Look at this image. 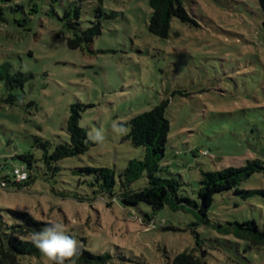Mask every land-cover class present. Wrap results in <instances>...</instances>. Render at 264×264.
I'll list each match as a JSON object with an SVG mask.
<instances>
[{
    "label": "rangeland",
    "instance_id": "rangeland-1",
    "mask_svg": "<svg viewBox=\"0 0 264 264\" xmlns=\"http://www.w3.org/2000/svg\"><path fill=\"white\" fill-rule=\"evenodd\" d=\"M183 2L195 23L173 17L167 38L149 31V0H103L101 16L96 0L1 4L0 66L33 77L17 91L23 98L14 105L2 102L7 89L0 80V182L13 180L15 168L28 171L19 157L28 153L36 159V177L25 187L0 186V233L18 221L9 210H18L45 227L63 223L88 250L109 255L106 264H169L193 249L206 251L208 264H264V249L220 232V226L251 220L264 229L263 172L242 184L241 189L256 191L252 194L217 193L204 224L194 209L125 205L99 192L91 184L94 176L81 171L112 168L118 194L128 161L145 154L127 138L126 124L164 100L170 131L157 173L178 179L183 195L198 201L201 171L264 162V15L258 0ZM76 11L81 30L97 20L103 27L83 49L67 44L74 34L67 20H74ZM74 103L84 107L79 124L92 144L84 154L60 161L53 174L35 141L50 142V150L68 142L66 122ZM97 132L102 141L93 139ZM147 186L144 174L130 188ZM25 262L50 264L44 256Z\"/></svg>",
    "mask_w": 264,
    "mask_h": 264
},
{
    "label": "trees",
    "instance_id": "trees-1",
    "mask_svg": "<svg viewBox=\"0 0 264 264\" xmlns=\"http://www.w3.org/2000/svg\"><path fill=\"white\" fill-rule=\"evenodd\" d=\"M11 0H0V16L3 15V7ZM97 12L99 16L104 15L102 10L103 0H96ZM264 15V0H258ZM152 14L149 19V31L160 38H167L170 30V23L173 17L179 18L183 22H192L185 7L183 0H149ZM68 15V13L66 14ZM107 18L113 16L106 14ZM67 25L74 30L73 37L67 39V44L71 49H83L91 44L94 39L102 34V23L100 20L90 22L86 30L79 28L78 12H75L73 19L67 20ZM264 27V19H263ZM10 65L0 66V80L5 82L7 95L2 102L8 105H14L23 98L22 93L17 92L23 89L24 84L29 81L33 74L18 71L10 73ZM168 100L162 101L149 111L140 113L131 118L126 125L130 131L127 138L135 147H144L145 154L142 160L131 159L120 174L121 190L115 192L116 174L110 167H92L88 166L81 169L85 174L94 176L92 185L99 186V192L109 194L113 199L120 198L125 205H137L139 202H145L152 206L154 210H159L168 205L173 210L189 211L194 209L199 220L204 224H209L208 211L214 201L217 193L224 191H234L237 194H252L256 191L241 189L244 181L249 179L255 173H264V162L261 160H248L245 165L240 167H227L217 171L200 172V188L197 192L198 201H194L183 195L182 183L176 178H163L158 175L161 161L165 156L168 134L170 131L169 120L165 116ZM84 107L80 103L71 104L69 107V116L66 122V129L69 134V141L58 144L53 150H50L51 143L36 139V144L44 152L42 161L45 169L51 170L53 174L59 170L58 163L66 158L77 157L84 154L92 144L88 139V134L79 124ZM205 154V153H204ZM27 166L23 170L27 177L24 180L17 181L4 179L0 182L1 187L7 188L9 184L18 187L31 185L35 180L34 162L36 161L32 153L19 156ZM144 174L148 178V186L139 190H132L130 185L140 179ZM72 197L71 195H64ZM78 199L77 196H73ZM193 211V210H192ZM10 214L18 219L7 229L0 233V264H27L26 258H41L43 254L31 240L34 232H40L47 223L36 219L32 214L24 211L9 210ZM220 232L228 235L232 233L235 237L246 239L250 245L258 249H264V229H261L256 221H245L236 223L231 228H223ZM197 238V245L200 246L198 234L194 232ZM74 238V237H73ZM75 239V238H74ZM78 254L73 258L75 264H106L110 259L109 255H98L88 250L83 244L78 243ZM66 264L68 262L66 261ZM169 264H208L206 260V251L202 250L199 254L197 249L183 251L178 253Z\"/></svg>",
    "mask_w": 264,
    "mask_h": 264
},
{
    "label": "clouds",
    "instance_id": "clouds-1",
    "mask_svg": "<svg viewBox=\"0 0 264 264\" xmlns=\"http://www.w3.org/2000/svg\"><path fill=\"white\" fill-rule=\"evenodd\" d=\"M118 131L123 132L124 129L120 128ZM93 139L102 141L103 136L97 132ZM31 240L50 264H66V261L68 264H75L73 258L78 254V244L67 234L63 223H49L42 231L34 232Z\"/></svg>",
    "mask_w": 264,
    "mask_h": 264
},
{
    "label": "built area",
    "instance_id": "built-area-1",
    "mask_svg": "<svg viewBox=\"0 0 264 264\" xmlns=\"http://www.w3.org/2000/svg\"><path fill=\"white\" fill-rule=\"evenodd\" d=\"M14 176H15V178H16L17 181L24 180L27 177L26 173L23 172V170L20 169V168H16L14 170Z\"/></svg>",
    "mask_w": 264,
    "mask_h": 264
}]
</instances>
